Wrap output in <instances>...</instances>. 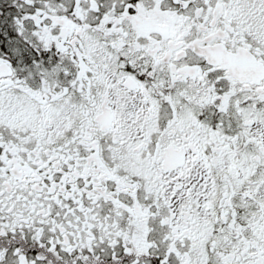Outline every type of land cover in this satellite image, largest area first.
Listing matches in <instances>:
<instances>
[{"label": "snow or ice", "instance_id": "obj_1", "mask_svg": "<svg viewBox=\"0 0 264 264\" xmlns=\"http://www.w3.org/2000/svg\"><path fill=\"white\" fill-rule=\"evenodd\" d=\"M0 264H264V0H0Z\"/></svg>", "mask_w": 264, "mask_h": 264}]
</instances>
